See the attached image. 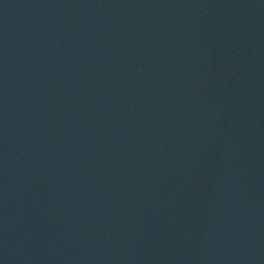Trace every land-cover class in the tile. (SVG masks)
<instances>
[{
	"label": "water",
	"instance_id": "95a60500",
	"mask_svg": "<svg viewBox=\"0 0 264 264\" xmlns=\"http://www.w3.org/2000/svg\"><path fill=\"white\" fill-rule=\"evenodd\" d=\"M0 264H264V0H0Z\"/></svg>",
	"mask_w": 264,
	"mask_h": 264
}]
</instances>
